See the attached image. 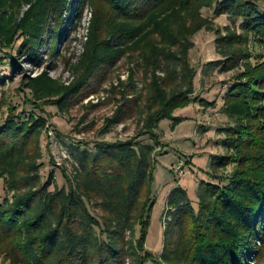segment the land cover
Here are the masks:
<instances>
[{"label":"trees","instance_id":"16d2710c","mask_svg":"<svg viewBox=\"0 0 264 264\" xmlns=\"http://www.w3.org/2000/svg\"><path fill=\"white\" fill-rule=\"evenodd\" d=\"M257 1L264 8V0H85L92 17L83 53L76 63L66 61L73 80L67 84L47 72L29 77L22 84L31 95L25 104L42 113L48 105L68 112L90 95L92 81L126 59L128 78L112 86L120 98L107 125L139 117L137 134L99 144L94 152L75 151L73 176L62 172L67 188L51 191L54 173L46 182L41 175L47 118L19 111L0 88L6 109L0 125V264H264V57L253 51L264 49V12ZM67 3L0 0V51L21 42L19 58L9 59L39 66L46 39L56 52ZM204 9L240 20L237 29L218 36L224 62L214 64L222 72L243 69L224 97L223 113L233 125L222 131L227 153L212 161V182L201 183L198 209L185 189L169 194L163 251L156 258L146 241L156 154L165 147L158 125L169 120L175 128L181 123L175 112L193 102V38L213 30ZM144 137L152 143H141Z\"/></svg>","mask_w":264,"mask_h":264},{"label":"rangeland","instance_id":"374dc122","mask_svg":"<svg viewBox=\"0 0 264 264\" xmlns=\"http://www.w3.org/2000/svg\"><path fill=\"white\" fill-rule=\"evenodd\" d=\"M257 3L260 11L264 12L261 1ZM202 15L213 22V30H202L193 38L194 48L189 55L191 66L197 72L193 102L189 107L175 112L181 122L175 128L169 120H163L158 125L157 132L165 147L158 149L156 154L158 164L152 193L155 204L146 241V249L156 258H159L163 251L169 194L177 187L185 189L193 207L198 209L201 183L212 182L209 177L210 173H214L212 161L227 153L223 147L226 137L222 131L233 125V121L223 113L224 97L243 69L239 66L234 70L222 72V65L214 64L224 62L217 51L218 36L225 35L227 30L237 29L240 20L226 15L217 17L213 11L207 9L202 11ZM91 17L92 10L85 0H68L62 14L61 26L56 30V33L60 34L56 52H50V40L46 39L41 50L39 66L29 63L28 59L23 57L18 59L16 64L9 59V55L19 58L17 48L21 42L13 50L0 51V80L6 78L5 86L0 84V88L11 97L19 111L35 112L47 118V128L41 140V175L43 182H46L51 172L54 173L55 186L50 188L51 191L55 188H67L62 172L65 170L68 176H73L76 157L72 154L75 151L94 152L99 144L125 142L137 134L139 117L120 125H107V119L118 107L117 101L120 98L119 95H114L112 86L117 87L119 80L125 82L128 78L129 63L126 59H121L115 67H110L100 82L97 78L92 81L90 95L74 103L68 112H61L57 106L48 105L43 106L42 113L30 104H25V100L31 99L29 91L22 85L27 78L38 77L47 72L51 78L67 84L73 80L66 61L76 63L83 53ZM253 51L264 57V49L255 46ZM140 88L139 84L138 89ZM200 101L214 106L204 107ZM5 116L6 109L0 107V125ZM140 142L152 143L148 137L141 138ZM180 166L182 174L176 172V168ZM231 172L232 167H229L226 173ZM221 173L223 171H218L216 175ZM3 187V180L0 179V202L5 198ZM248 264H252V261Z\"/></svg>","mask_w":264,"mask_h":264},{"label":"built area","instance_id":"2783aa9c","mask_svg":"<svg viewBox=\"0 0 264 264\" xmlns=\"http://www.w3.org/2000/svg\"><path fill=\"white\" fill-rule=\"evenodd\" d=\"M181 171H182V166H180V167L176 168V172H177V173H179V174H182V172H181Z\"/></svg>","mask_w":264,"mask_h":264}]
</instances>
